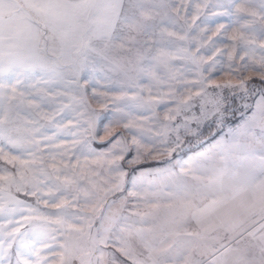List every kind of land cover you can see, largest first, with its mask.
<instances>
[{
    "label": "snow or ice",
    "instance_id": "obj_1",
    "mask_svg": "<svg viewBox=\"0 0 264 264\" xmlns=\"http://www.w3.org/2000/svg\"><path fill=\"white\" fill-rule=\"evenodd\" d=\"M0 264H264V0H0Z\"/></svg>",
    "mask_w": 264,
    "mask_h": 264
}]
</instances>
